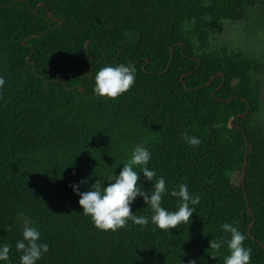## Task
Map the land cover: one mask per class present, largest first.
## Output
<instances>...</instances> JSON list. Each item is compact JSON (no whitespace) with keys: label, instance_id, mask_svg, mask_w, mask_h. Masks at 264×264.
<instances>
[{"label":"trees","instance_id":"obj_1","mask_svg":"<svg viewBox=\"0 0 264 264\" xmlns=\"http://www.w3.org/2000/svg\"><path fill=\"white\" fill-rule=\"evenodd\" d=\"M264 0H0V244L19 264L22 225L49 251L38 264H223L209 247L232 223L251 264H264L263 63L212 47L225 21ZM131 63L135 84L116 99L93 93L107 65ZM201 143L190 146L184 134ZM171 188L200 196L192 222L168 232L132 224L101 231L71 184L119 173L130 150ZM141 180H144L140 173ZM145 190L151 182L144 180ZM171 210L177 198H166ZM131 210L150 215L137 198ZM230 238V237H229Z\"/></svg>","mask_w":264,"mask_h":264},{"label":"clouds","instance_id":"obj_2","mask_svg":"<svg viewBox=\"0 0 264 264\" xmlns=\"http://www.w3.org/2000/svg\"><path fill=\"white\" fill-rule=\"evenodd\" d=\"M135 65L120 63L105 65L95 73L93 93L98 97L116 99L127 92L135 84ZM6 80L0 76V91L4 89ZM190 146L201 143L196 136H183ZM152 153L142 145H136L130 150V156L122 163V168L117 174L114 172L107 176L108 183L102 184L99 179L87 191H81V185H88L94 171L87 177L70 186L74 194L78 195L82 214L90 217L93 225L101 231L111 230L117 232L126 228L129 222L141 227L151 223L153 231L159 229L165 232L173 228L191 224L192 215L196 213V206L200 203V196L189 191L186 183L169 187L163 175L149 167ZM151 182V187L145 190L144 180ZM142 198L150 211V215H136L131 210L137 198ZM177 198V207L171 210L165 205L166 198ZM222 235L212 238L209 247L213 252H222L225 245L228 254L224 256L223 264H251L252 250L246 247V240L238 227L232 223L220 224ZM230 237V238H229ZM15 250L19 253V264H38L49 251V244L41 238V232L36 226H29L26 222L22 225L21 238L15 243ZM10 248L7 244H0V264H6L9 259ZM189 264H196L190 261Z\"/></svg>","mask_w":264,"mask_h":264},{"label":"rangeland","instance_id":"obj_3","mask_svg":"<svg viewBox=\"0 0 264 264\" xmlns=\"http://www.w3.org/2000/svg\"><path fill=\"white\" fill-rule=\"evenodd\" d=\"M212 47L225 46L244 51L258 58L264 65V3L249 8L243 20L225 21L224 30L211 37ZM263 83L262 106L257 118L264 122V71L258 75Z\"/></svg>","mask_w":264,"mask_h":264}]
</instances>
